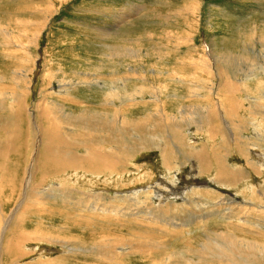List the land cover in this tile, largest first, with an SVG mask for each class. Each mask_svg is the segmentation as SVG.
Returning a JSON list of instances; mask_svg holds the SVG:
<instances>
[{
  "label": "rangeland",
  "instance_id": "374dc122",
  "mask_svg": "<svg viewBox=\"0 0 264 264\" xmlns=\"http://www.w3.org/2000/svg\"><path fill=\"white\" fill-rule=\"evenodd\" d=\"M262 37L264 0H0V123L2 120L6 123L13 112L18 111L19 117H23L17 126L20 134L13 138L6 161L0 160V200L3 202L0 201V221L1 216L11 215L19 204L23 191L21 182L33 155L32 139L27 133L28 119L32 122L33 117L28 115L44 112L47 105L63 109L75 117L86 115L87 119L92 117L93 120L95 117L105 119L108 114L117 117L121 109L118 98H123L124 94L126 102L129 101L122 107V112L125 111L127 116L124 119L131 125L144 124L152 129L156 127L161 111L168 116L165 117L168 122L173 115L182 119L184 116L178 113L181 107L186 106L194 112L199 108L208 110L215 103L210 87L217 86L220 79L215 75L217 56L214 55L244 53L241 55L252 61L264 52L259 43ZM203 56L212 64L214 79L199 69L198 59ZM250 89L253 93L255 85L252 84ZM199 93L203 94L201 98H197ZM41 124L44 126L43 120ZM8 129L10 134L13 127ZM195 130L192 127L188 132L196 134ZM3 132L5 129L0 127V137L4 136L5 140L7 135ZM63 132L70 152L83 156L84 149L69 139L68 130ZM84 133L76 131L73 135L78 140ZM202 134L197 133L198 139L207 142ZM92 135L93 132L88 136ZM133 143L144 144L143 140H134ZM231 160L233 167L238 166L235 154ZM127 161L126 164L115 161L108 166L117 165L109 169L103 164L94 169L89 164L77 167L79 170L64 168L57 172L50 166L52 173L48 174L39 170L38 165L42 162L39 158L32 184L38 183L42 191L51 185L63 184V188L70 189L71 200L57 196L54 201H48L47 210L33 206L30 201L31 206L20 214L21 224L11 226L6 238L15 239L19 231L24 235L37 231L46 242H27L21 247L23 253L5 260L4 264H14L15 261L20 264H160L175 251H178L175 260L185 263L187 256L182 250L198 249L199 242L204 243L200 237L219 228L218 218L215 225L188 223L186 229L179 233L174 231L176 234L173 235L172 226L158 225L146 220L145 215L144 219L138 216L150 206H158L159 201L152 195L160 186L163 188L160 193L169 195L173 203L186 205L185 192L193 193L192 187L188 190L187 186L192 185L193 180H199L194 170L189 164L174 168L172 175L176 186L169 184L176 189L173 187L168 192L169 185L162 186L158 182L163 180L162 177L172 175L166 173L157 151H141ZM206 180L209 185L202 192L213 189L205 196L218 202L213 176ZM146 187L153 192L147 193ZM141 191L143 194L138 195ZM95 194L101 199H96ZM138 196L140 199L135 203ZM148 196L155 202L145 198ZM128 207L130 210L126 211ZM206 208L207 204L200 202L194 212L199 216ZM235 218H221L230 225L225 227V232L240 229ZM246 232L248 235L228 233H235V237L248 241L253 239L250 233L256 239L260 237L248 229ZM104 238L124 240L129 251L135 247L138 250L146 248L148 243H144L145 240L164 244L167 250L162 255L142 251L125 258L119 250L115 262L88 254L91 251L87 248L100 244ZM49 239L60 243H49ZM75 241L79 245H73ZM258 241L264 244V238H258ZM6 247L9 246L6 244ZM150 254L152 257L148 256ZM0 264H3L2 259Z\"/></svg>",
  "mask_w": 264,
  "mask_h": 264
},
{
  "label": "bare ground",
  "instance_id": "6f19581e",
  "mask_svg": "<svg viewBox=\"0 0 264 264\" xmlns=\"http://www.w3.org/2000/svg\"><path fill=\"white\" fill-rule=\"evenodd\" d=\"M259 43L262 50H264V37L259 39ZM241 54L244 53L236 55L225 54L223 56L214 55L217 56V59L214 61L217 62L215 75L218 76L220 81L217 86L214 85L210 87V95L215 103H213L208 110H206V108H199L192 112L186 106L181 107L178 113L181 114V117L184 116V118L178 119L173 115L170 116L172 117L170 120L171 122H168L165 118L168 116L160 110L161 115L158 116V123L156 127L152 129H149L148 126L144 124H141V126L138 125V123H136L137 126L131 125L127 119H124L127 115L124 113V110L122 112V107L129 101L126 102L124 94L123 98H118L121 102V104H119L121 109H117V111L119 110L117 117H123V119L111 117V115L108 114L105 119L102 117H95L93 120L91 117V120L90 118L87 119L85 117L86 115L75 117L72 114L66 113L63 109L49 107L47 105L43 110L44 112L37 111L36 113L30 114L31 116L28 115V117H33L32 122L27 118L29 122L27 133L29 132L32 139L31 146L33 153H31L33 155L30 157L29 166L28 168L26 167L27 170L25 169V179L21 182L23 191L22 194H20L19 204L16 205L13 212L11 209V215L6 213L7 216H1L0 259L3 260V264L5 260H12L16 254L23 253L21 247L27 242H46L42 240L39 235L40 233L37 231L27 233L26 235L21 233V231H17L18 233H16L15 239L6 238L7 231L11 226L14 227L16 224L17 226L21 224L19 221L21 218L20 214L24 209L26 210V208L31 206L32 203L30 204V201L33 202V206H38L42 208V210H47L48 201H54L57 196L62 197L64 200H71V196L69 195L70 189L63 188L61 186L63 184L58 185V187H52L51 185L43 191L40 187V189L38 188V183L35 185L32 184L33 172L37 170L38 166L40 168L39 170L48 174L52 173L50 166H53V169L57 172L64 170V168L87 167L89 164L91 168L94 169H98L99 164H103V166L107 165L106 168L109 169L117 165L108 166L109 164L112 165L115 161L116 163L124 164L129 157L141 151H157L163 162L162 166L166 168V173L170 172V175L174 174L172 173L174 172L172 171L174 168L189 164L194 170L196 178L199 180H193V184L187 186L188 190L192 187L193 193L185 192L187 196H185L184 199L187 203L186 205L173 203L172 200H169V195L161 194L160 189H163L161 186L160 188H155L152 196L159 201L158 206H150V208L146 209L145 213H139L138 217L144 219L143 215H145L146 220L156 222L158 225L172 226L173 233H170L173 235L176 234L175 232L179 233L186 229L188 223L192 224V222H195L196 225L198 223L215 225V223H217L215 221L219 220V228L217 227L216 230H212L210 234L206 232L203 237H200V239H204V243L201 244L200 241L198 249L186 248L187 250H182V253L187 256V260L183 264H214V262H223L224 264H264V244L258 241V238H264V52L261 56H257L256 59H251L252 61ZM117 55H119V53H117ZM198 60L200 71L207 73L210 78L214 79L210 68L212 64L210 65L208 59L203 56V58L200 57ZM193 65L195 66V64ZM197 76L199 78V75ZM115 79H117V77ZM252 84L255 85V91L253 89V93L250 89ZM201 96H203V94L199 93L197 98H201ZM112 98L113 95L111 96V100ZM111 105L114 104L111 103ZM188 114L193 115L192 117H187ZM22 118L23 117H19V112L17 111L13 112L10 118H5L7 121H5L6 123H3V120L1 121L2 123H0V127L5 129L3 133L7 135L5 140L4 136L0 137V160L3 162L6 161L10 153L9 151H11L9 148H11L14 143L13 138L20 134L19 127L17 128V126H19V120ZM42 120L44 121V126L41 124ZM8 127H13L10 134ZM192 127H195L197 133L202 132L207 142L198 139L195 131L196 134H189L188 129ZM64 129L68 130L69 139L74 140L78 147L84 149L83 156L75 155L76 152H70L71 149L68 145V139L64 137ZM76 131L85 132L84 136L81 135L82 139L76 140L74 138L73 134ZM91 132H93L94 135L89 137L88 135ZM134 140H143L144 144H134ZM29 150L30 149H27L26 151L29 152ZM234 154L240 163H238L236 167L231 165V157ZM39 158L42 162L41 165L37 166ZM13 172L15 173V171ZM29 173L30 175L28 177L27 174ZM212 176L216 182L214 189L218 191V202H214L215 200L213 201L210 198L207 199L205 196L209 194L208 192L214 191L213 189L202 192L203 189L209 185V181L206 179ZM3 177L5 176L3 175ZM45 177L43 179H45ZM174 178L173 175L171 177L166 175L162 177L164 181L161 179L162 181L160 180L161 182L158 183L162 186L167 183L169 185V192V190L172 191L174 189L173 187L176 186ZM201 178L203 180H201ZM168 179L172 181L169 180L168 182ZM10 183L12 182H9V184ZM169 183L175 186L172 187ZM146 189L149 194L153 192V189L149 187H146ZM141 193L142 191L138 193V195H141ZM95 197H97L96 194ZM98 198L99 197L96 199ZM145 198L149 199L150 202H155L150 196ZM139 199L140 196L137 197L135 203H137ZM81 202L84 203L86 201ZM200 202L206 203L207 208L198 216L194 211L195 207ZM35 203L37 204L34 205ZM135 203L134 206H136ZM94 207L97 209L98 205L97 207L94 205ZM105 207L107 206H104V208ZM119 207L117 206V208ZM136 209L137 208L134 210ZM127 210H130V207H128L126 211ZM81 211L82 210H80V212ZM79 216H81L80 213ZM233 216L236 217L235 221L240 229H232L225 232V227L229 228L230 225L224 223L221 218H232ZM216 218H218V220H216ZM246 229L260 237L256 239V237L253 236L254 234L250 233L253 239L248 241L243 238L240 239L235 237V233H228L236 232L241 235H246L249 233H245ZM219 230H222V233H218ZM63 239L64 238H62V241ZM47 242L52 243L56 242V240L49 239ZM134 242L136 241L134 240ZM5 243L9 247H6ZM144 243H148V245L144 244V246H147L146 248H139L138 250L135 247L131 248L129 251L128 244L125 243L124 240L104 238L100 244H97L98 246L96 245L97 247L93 246L87 249H90L91 252H88V254L91 256H93L92 254H96L112 262L115 258H118L117 252L119 250L122 252L124 258L128 254H139L142 251H149L152 254L160 253V255H162L164 253L163 251L167 250L166 247L163 246L164 244H156L151 242V240H145ZM77 244V241L73 243V245L76 246ZM192 245L193 244H190L189 246L191 247ZM192 247L194 248V245ZM73 250L74 249L71 250V253L74 254L75 252H72ZM4 251H6V253ZM176 252L178 251H175L174 254L169 256L165 254L166 257L160 261V264H181L179 261L175 260ZM42 253L44 254V252ZM152 254L148 256L152 257ZM13 263L20 264L18 261Z\"/></svg>",
  "mask_w": 264,
  "mask_h": 264
}]
</instances>
